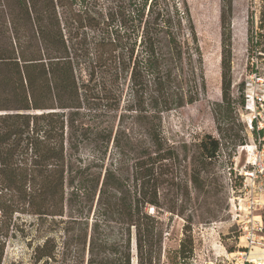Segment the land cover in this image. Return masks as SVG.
Returning a JSON list of instances; mask_svg holds the SVG:
<instances>
[{
	"label": "trees",
	"instance_id": "obj_1",
	"mask_svg": "<svg viewBox=\"0 0 264 264\" xmlns=\"http://www.w3.org/2000/svg\"><path fill=\"white\" fill-rule=\"evenodd\" d=\"M227 10L218 137L203 136L188 168L162 130L164 113L206 93L187 0H0V264L15 237L28 264H133V252L136 264L155 262L161 216L183 214L224 142L246 141L226 118L230 1ZM247 24V51L264 57V0ZM192 252L185 235L177 257Z\"/></svg>",
	"mask_w": 264,
	"mask_h": 264
},
{
	"label": "rangeland",
	"instance_id": "obj_2",
	"mask_svg": "<svg viewBox=\"0 0 264 264\" xmlns=\"http://www.w3.org/2000/svg\"><path fill=\"white\" fill-rule=\"evenodd\" d=\"M228 1L233 109L226 118L233 130L244 129L246 141L235 149L229 140L224 142L219 155L207 163L201 174V186L190 185V198L181 203L183 214L161 216L168 228L153 264H240L238 252L244 249L245 242L235 214L242 217L252 204L251 213L261 215L264 221V191L259 187L258 172L264 169V126H260L264 122V57L251 56L247 51V19L252 15L256 26L262 0H187L202 52L206 93L193 104L164 113L162 130L188 168L197 162V144L203 136L218 137L213 107L221 101L220 13L223 6L228 11ZM241 97L245 99L242 107L238 104ZM253 118L257 120L256 130H263L259 136L252 133ZM254 171L258 177H253ZM184 225L190 228L186 233ZM185 235L192 239L193 252L182 261L177 250ZM29 257L30 250L21 237L7 241L3 264H28ZM132 263L136 264L135 252Z\"/></svg>",
	"mask_w": 264,
	"mask_h": 264
},
{
	"label": "built area",
	"instance_id": "obj_3",
	"mask_svg": "<svg viewBox=\"0 0 264 264\" xmlns=\"http://www.w3.org/2000/svg\"><path fill=\"white\" fill-rule=\"evenodd\" d=\"M260 126H264L260 122ZM261 180L259 187L261 191H264V169H259ZM258 177L256 171L253 173V177ZM248 211L242 217L240 214H235L239 217L237 225L241 230V238L244 239V249L239 251L238 260L240 264H264V221L261 215H253L252 204H249ZM235 219V218H234Z\"/></svg>",
	"mask_w": 264,
	"mask_h": 264
}]
</instances>
